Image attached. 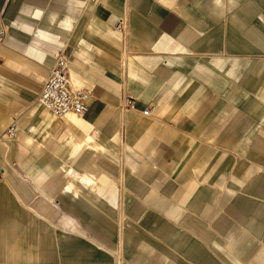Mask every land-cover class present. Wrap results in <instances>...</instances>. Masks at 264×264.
<instances>
[{
  "label": "crops",
  "instance_id": "0c3cea01",
  "mask_svg": "<svg viewBox=\"0 0 264 264\" xmlns=\"http://www.w3.org/2000/svg\"><path fill=\"white\" fill-rule=\"evenodd\" d=\"M0 8V264H264V0ZM61 49L83 115L38 101Z\"/></svg>",
  "mask_w": 264,
  "mask_h": 264
},
{
  "label": "built area",
  "instance_id": "2783aa9c",
  "mask_svg": "<svg viewBox=\"0 0 264 264\" xmlns=\"http://www.w3.org/2000/svg\"><path fill=\"white\" fill-rule=\"evenodd\" d=\"M116 28L118 31H123L124 27L121 21L118 22ZM5 34L6 30L0 29V42L3 41ZM92 94V90L74 85L69 72V59L64 55L62 49L59 50L56 61L39 93V103L56 117H63L69 113L83 115L88 110ZM127 103L133 107L136 101L134 98L128 97ZM155 107V105H148L143 113L148 115ZM17 130V123L14 122L9 126L7 134L14 136Z\"/></svg>",
  "mask_w": 264,
  "mask_h": 264
},
{
  "label": "rangeland",
  "instance_id": "374dc122",
  "mask_svg": "<svg viewBox=\"0 0 264 264\" xmlns=\"http://www.w3.org/2000/svg\"><path fill=\"white\" fill-rule=\"evenodd\" d=\"M2 9L0 8V18H1V16H2V11H1ZM83 13H84V11H82L81 12V14L79 15V19H78V24L81 22V20H82V15H83ZM66 39V38H65ZM38 103V102H37ZM44 108V107H43ZM46 108V107H45ZM47 109V108H46ZM47 111H49L48 109H47ZM49 113H51L50 111H49ZM52 114V113H51ZM53 115V114H52ZM58 119V118H57ZM58 120H60V119H58ZM93 165H94V168H98L99 167V165H98V163L96 162V157H95V160H94V163H93ZM159 210V209H158ZM160 211H162V210H159L158 211V215L160 216V214H161V212ZM163 212V211H162ZM164 213V212H163ZM147 214H149V211L147 210ZM156 215H154V217H155ZM164 217H166L165 215H164ZM150 218V214L147 216V217H145V219H149ZM169 219H171L170 217H168ZM175 219H176V217H174ZM173 220V219H172ZM174 224V226L171 228V229H174V231L176 232V231H180V229H182L183 228V226L180 224V220H174V222H173ZM149 225H145V224H142L141 225V228H142V231L143 232H147V233H149V234H151L152 235V238H154V239H157L158 241V243L161 245V246H163V247H167V248H173V249H176V246H172L171 245V243L166 239V238H162V239H160V236L156 233V230H155V226H154V230H151L150 228H152V227H148ZM205 227H206V230L208 231V232H212V233H216L217 234V237H219L220 239H214L213 241H218L220 244H221V247L222 248H224V244L227 242L225 239H222L223 237H221L223 234H220L216 229H215V227L212 225V224H206L205 225ZM190 233H191V231H190ZM211 237L209 238V239H207V240H199V242L197 241V240H189V242L188 243H193L194 245H197V246H199L200 248H202V249H214L213 248V246H212V244H211V241L212 240H210V239H213L212 238V236H214V235H210ZM257 239V238H256ZM199 244V245H198ZM264 247V242L263 241H261V240H255L254 242H253V245L250 247V249H252V250H261L262 248ZM217 259H219V260H221L222 262H223V264H236V263H233L232 261H234L236 258L235 257H228V256H222V257H217ZM243 259H245V260H248V261H251V260H257V257H244ZM255 264H258V262L257 261H255L254 262Z\"/></svg>",
  "mask_w": 264,
  "mask_h": 264
},
{
  "label": "bare ground",
  "instance_id": "6f19581e",
  "mask_svg": "<svg viewBox=\"0 0 264 264\" xmlns=\"http://www.w3.org/2000/svg\"><path fill=\"white\" fill-rule=\"evenodd\" d=\"M6 35V34H5ZM5 38V37H4Z\"/></svg>",
  "mask_w": 264,
  "mask_h": 264
}]
</instances>
